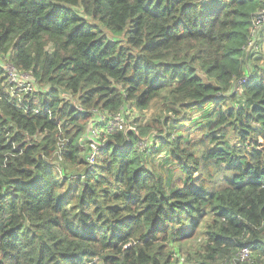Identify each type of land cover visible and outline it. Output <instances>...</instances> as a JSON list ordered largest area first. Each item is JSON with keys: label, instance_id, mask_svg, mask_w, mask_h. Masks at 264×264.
<instances>
[{"label": "trees", "instance_id": "1", "mask_svg": "<svg viewBox=\"0 0 264 264\" xmlns=\"http://www.w3.org/2000/svg\"><path fill=\"white\" fill-rule=\"evenodd\" d=\"M263 8L0 0V58L39 85L11 95L0 64V264H264Z\"/></svg>", "mask_w": 264, "mask_h": 264}, {"label": "built area", "instance_id": "2", "mask_svg": "<svg viewBox=\"0 0 264 264\" xmlns=\"http://www.w3.org/2000/svg\"><path fill=\"white\" fill-rule=\"evenodd\" d=\"M252 33L258 37L264 36V8L261 9L255 16L254 27ZM4 67V66H3ZM5 68V67H4ZM8 82L12 85V88L20 92L29 93L38 90L39 85H37L35 78L29 72H24L17 69L13 64L8 63L7 68H5ZM123 115L121 112L115 114L110 120L109 130L114 129L127 131L125 125L123 124ZM88 137L91 140V152L89 154V162H95V155L98 149V138L100 137V132L96 127L89 130ZM250 257V250L247 247L242 248L238 252V258L241 261H246Z\"/></svg>", "mask_w": 264, "mask_h": 264}, {"label": "rangeland", "instance_id": "3", "mask_svg": "<svg viewBox=\"0 0 264 264\" xmlns=\"http://www.w3.org/2000/svg\"><path fill=\"white\" fill-rule=\"evenodd\" d=\"M251 38L255 40V43L252 45L251 48H247L246 51L250 53V58L248 59V62H245V69L247 72H251L252 70H256L257 68L260 71L264 70V36L258 37L257 35L253 34L251 35ZM8 63H10L9 59L7 57L0 58V64L7 68ZM10 94L16 95V90L12 87L10 88ZM233 103L231 101L230 104L232 106H235L234 100L232 99ZM160 108L158 105H151L150 108L146 110H139L136 107H131L128 109L127 113L123 115V124L125 125V128H130L131 125H133L134 120H139V124H147L149 122H152L154 117L158 116L160 113ZM194 116H200L199 112L194 113ZM202 118L199 117V120ZM154 132H157V130H152ZM197 133H200V130H198ZM142 146L151 147V141H148V134H142ZM193 246H196L194 242L190 243Z\"/></svg>", "mask_w": 264, "mask_h": 264}]
</instances>
